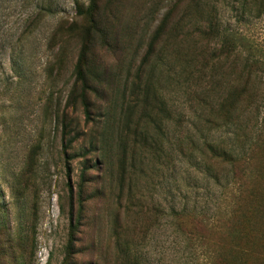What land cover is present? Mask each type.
<instances>
[{"label":"rangeland","instance_id":"rangeland-1","mask_svg":"<svg viewBox=\"0 0 264 264\" xmlns=\"http://www.w3.org/2000/svg\"><path fill=\"white\" fill-rule=\"evenodd\" d=\"M74 1L0 0L1 231H24L22 227L30 223V211L35 207L33 255L23 264H65L70 213L75 221L80 215V224L73 229L77 253L71 264H132L135 259L137 264H210V242L224 241L223 233L214 231L210 224L226 217L232 205L233 193L227 182H233L234 175H227L228 170L223 168L219 183L215 181L207 168L211 154L206 144L225 141L236 151L241 150L232 127L217 128L207 120L211 114L205 103L213 102L225 85L228 64L223 61L217 72L208 51L202 50L207 59L199 57L191 43L193 36L183 41V24L172 29L187 8L186 1L179 3L137 79L139 84L150 82L156 87L168 110V114L160 116L163 152L156 159L148 156L141 163L146 175L137 172L132 180L128 154L126 166L130 169L126 168L121 185L117 164L112 174L88 169L89 182L79 200L76 184L83 158L72 156V149L67 154L63 152L61 122L56 114L61 113L74 84L80 43L74 37L65 39L63 32L53 38L59 22L64 27L71 22ZM173 3L175 0H116L109 7L108 19L120 44L102 48L99 54L105 64L112 68L117 65L127 83L118 94L111 93L112 97L99 101L101 106L94 109V117L102 119L99 115H104L113 100L117 112L124 101H138L130 125L139 118L143 102L136 98L133 89L135 72ZM42 6L52 12L39 16L37 11ZM218 12L224 30L245 37L255 53L264 57V12L258 18L244 14L236 0L219 2ZM191 22L187 31L196 32L195 20ZM123 37L128 39L127 46L121 44ZM62 42L65 50L59 62L54 55ZM185 57L191 60L185 61ZM90 99L96 101L94 95ZM79 109L72 112V107H68V118L89 133L92 122H85ZM260 112L264 113V101ZM262 153L258 151L256 159L243 167V173L258 185L264 182ZM87 158L93 160L95 154ZM22 186L27 190L22 192ZM94 188L102 192L95 194ZM182 211L187 212L185 216ZM197 215L206 220L205 228L198 226ZM18 223L23 224L22 229ZM117 230L118 239L114 235ZM197 233L209 239L207 244L198 239ZM29 237L31 240L32 233ZM260 238L252 243L262 250ZM3 239L0 235V241ZM91 244L93 247L89 248ZM30 248L29 241L25 246L29 255ZM126 248L129 257H118ZM0 255L4 253L0 251ZM1 264H6L4 259ZM246 264H256V258L251 256Z\"/></svg>","mask_w":264,"mask_h":264},{"label":"trees","instance_id":"trees-1","mask_svg":"<svg viewBox=\"0 0 264 264\" xmlns=\"http://www.w3.org/2000/svg\"><path fill=\"white\" fill-rule=\"evenodd\" d=\"M115 1L88 0L86 3L85 0H75L71 22L65 27L62 22H59L53 35L55 40L56 36L63 32L65 39L74 37L80 43L73 70L74 84L69 91L64 108L60 114L59 112L56 114L61 122L63 152L67 154V150L72 149L74 150L72 156L83 158L80 162V174L76 184L78 199L80 200L82 194L84 195L85 186L89 182L86 178L88 169L106 170L112 174L113 167L117 164L118 181L121 185V178H125L124 174L128 168L126 166L128 154L131 166V169H128H130L132 180L137 172L143 176L146 175L144 174L146 168L141 163H144L148 156L156 159L158 154L163 152V120L160 116L168 114V110L156 87L150 82L145 84L137 82L138 72L148 60L154 42L169 26L174 10L179 3L186 1L187 8H184L180 20L173 24L172 29L183 24L181 28L186 30L183 34V41H188V38L193 36L194 42L191 43L199 51V57L207 59L205 52L208 51L213 61V68L217 67L216 71L223 61L228 64L225 85L215 94L213 102L205 103L211 114L207 120L215 124L217 128L232 127L236 145L241 148L240 151H236L230 143L225 141L206 144L211 154L210 163L206 162L209 165L207 168L211 170L215 181L219 183L223 168L228 170L227 175L229 173L234 175L233 182H227L230 192L233 193V201L226 217L221 220L215 219L212 224L208 221L214 231L223 233L221 237L225 241L214 239L210 242L208 251L210 264H246L251 256L256 258V264H264V246L260 250L252 243L261 237L260 241L264 245V182L258 185L257 181L243 173V167L255 160L256 153L260 150L263 152L260 162L264 171V113L261 115L260 112V106L264 101V57L255 53L253 46L245 37L221 27L218 3L226 0H175L161 19L148 50L135 72L136 81L132 83L133 89L136 98H141L143 102L139 118L133 126L130 125V118L138 101L129 103L124 101L120 104L121 111L117 112L114 108L116 104L112 100L108 103L104 115H99L102 119H98L94 117L95 114L97 115L94 109H99L101 106L99 101L112 97L111 93L118 94L124 82L127 83V78L116 69L117 65L112 68L105 64L101 61L99 54L102 48L109 49L120 44L117 34L113 33V23L111 19H108V9ZM236 3L244 14L247 13L255 18L260 17L264 12V0H236ZM51 12L50 8L43 6L37 11L39 16L48 15ZM191 20H195L196 32L187 31L188 22L192 23ZM123 40L121 44L125 43L127 46L128 39L125 41L123 37ZM203 48L206 51H202ZM64 50L63 42L57 45L54 57L59 62ZM213 59L217 61L216 65ZM184 60L191 59L185 57ZM205 65L203 64V67ZM91 95L95 96V102L91 101ZM68 107H72V112L80 108L85 122H92L89 133L68 118L66 111ZM91 154H95L93 160L87 158ZM67 172L70 174V168ZM262 178L264 179V173ZM68 187L71 191L72 186L68 184ZM27 188L22 186V192ZM93 190H96L95 194L102 192L96 188ZM30 212L32 218L30 223L22 227H25L24 231H14L10 234L7 228L4 234L0 229V235L4 237L3 241H0V251L4 253L0 255V264L3 259L6 264H23L31 259L35 233V207ZM186 213L182 211L183 216ZM75 219L76 221L70 213L71 233L67 244L65 264H71L74 254L77 253L73 229L79 226L80 215ZM195 220L201 229L205 228L203 227L206 221L204 218L197 215ZM18 225L22 229L23 224L18 223ZM118 234V230L115 231L116 237ZM192 234L191 232L190 235ZM197 234L198 239L207 244L209 239H206L205 235ZM29 241L31 242L30 255L25 251V246ZM92 247L91 244L89 248ZM7 254L8 259H6ZM120 256L129 257V250L126 248L124 252L118 254V257ZM132 264H137L136 259Z\"/></svg>","mask_w":264,"mask_h":264}]
</instances>
